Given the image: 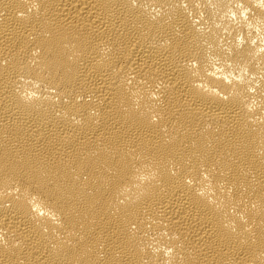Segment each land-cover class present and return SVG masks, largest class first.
Listing matches in <instances>:
<instances>
[{
    "label": "bare ground",
    "instance_id": "bare-ground-1",
    "mask_svg": "<svg viewBox=\"0 0 264 264\" xmlns=\"http://www.w3.org/2000/svg\"><path fill=\"white\" fill-rule=\"evenodd\" d=\"M0 264H264V0H0Z\"/></svg>",
    "mask_w": 264,
    "mask_h": 264
}]
</instances>
